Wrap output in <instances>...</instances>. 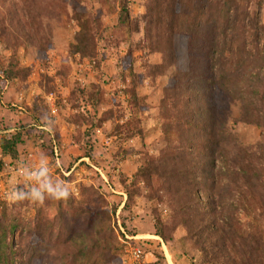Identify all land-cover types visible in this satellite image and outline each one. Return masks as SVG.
Listing matches in <instances>:
<instances>
[{
	"label": "rangeland",
	"instance_id": "374dc122",
	"mask_svg": "<svg viewBox=\"0 0 264 264\" xmlns=\"http://www.w3.org/2000/svg\"><path fill=\"white\" fill-rule=\"evenodd\" d=\"M121 2L129 8L126 25L119 24ZM145 4V0H83L81 7L86 10L80 12L99 19L101 27L95 59L82 60L69 53L80 30L72 0H0V75L12 73V79L0 89V142L22 135L16 159L2 157L0 148V216L16 215L19 226L12 241L16 249L22 240L27 246L36 245L37 252L50 246L40 257L30 250L32 264H53V256L65 252L70 235L60 226L65 218L73 219L63 207L68 199L9 200L13 189L27 190L33 183L24 173L36 168L41 159L46 160L53 182L71 184L77 209L83 206L93 211L102 205L84 202L83 195L91 189L105 199V206L99 209L112 211L117 206L113 225L122 247L117 264H205L199 248L201 235L191 237L186 226L174 222L177 204L164 190L148 188L134 178L142 165L161 158L168 146L160 102L174 71L156 73L161 57L144 48ZM249 10L258 14L264 26V0H250ZM28 30L33 32L32 38L38 35L47 42L42 52L24 36ZM253 49L250 67L243 64L233 72L232 85L238 92L251 93L252 86L245 78L264 57L262 48ZM95 93L104 103L99 110L94 108ZM228 104L232 135L227 152L246 167L247 158L261 154L260 145L264 144V103L259 105L263 108L262 127L239 120L242 101ZM53 140L63 147L59 164L52 153ZM88 155L90 159L84 160ZM255 165L258 170L263 167L260 162ZM222 183L224 190L237 188L227 178ZM160 184L154 182L155 187ZM250 203V215L241 209L240 217L256 226L254 203L259 202ZM183 211L190 217L195 213L192 204ZM200 217L193 218L198 227ZM262 224L264 229V218ZM36 229L40 231L36 233ZM137 248L143 250L139 262L131 255ZM69 249L75 250L71 242Z\"/></svg>",
	"mask_w": 264,
	"mask_h": 264
},
{
	"label": "trees",
	"instance_id": "16d2710c",
	"mask_svg": "<svg viewBox=\"0 0 264 264\" xmlns=\"http://www.w3.org/2000/svg\"><path fill=\"white\" fill-rule=\"evenodd\" d=\"M145 1L144 48L161 57V62L155 66L156 73L165 74L170 68L174 71L160 102L162 131L168 146L161 158L142 165L134 178L148 188L164 190L170 201L177 204L174 222L186 226L191 237L201 235L203 241L199 248L205 264H264V144L260 145L261 154L252 155L254 161L250 156L247 158L246 167H241L236 157L227 152L232 135L227 122L229 102L235 99L243 102L239 120L263 126L260 120L263 108L259 105L264 103V57L260 65L254 67L256 70L245 78L252 86L251 93L243 89L238 92L237 86L232 85V76L241 65L250 67L253 48H262L264 52V26L258 14L249 10L250 0ZM82 2L72 0L76 11L73 17L80 30L69 53L82 60L95 59L96 36L101 25L91 14L80 12L86 10L81 7ZM128 10V4L121 2L120 25L128 23ZM32 33L28 30L24 36L42 52L47 42L38 35L32 38ZM183 61L189 62L181 63ZM190 62L194 64L189 65ZM3 75L0 89L12 79L8 71ZM93 98L96 100L92 99L94 108L99 110L103 100L96 93ZM55 140L51 146L54 157ZM21 142L19 133L2 139L1 156L16 159ZM255 162L263 167L258 170ZM224 178L237 188L224 190ZM156 181L161 182L158 187L154 185ZM129 197L132 198L131 193ZM83 198L84 202H99L102 203L99 207L105 206V199L93 189ZM75 199L76 196H71L63 206L73 219L65 218L60 226V230L70 235L68 240L75 250L69 249L68 242L60 257L53 256V264H117L122 249L113 225L117 206L112 211L99 207L91 211L83 206L77 209ZM253 200L259 202L254 203L256 226H250V222L247 224L240 217L241 209L250 215L247 213ZM189 204L195 212L191 217L189 212L183 211L189 210ZM127 206L128 202L124 208ZM196 215L201 216V227L194 221ZM15 216H0V264H23L24 261L32 264L30 250L40 257L46 246H43L44 252H37L36 245L27 246L22 240L16 249L12 242L19 226ZM72 226L79 232L74 233ZM43 235L44 232L42 240ZM49 247L46 251L51 250Z\"/></svg>",
	"mask_w": 264,
	"mask_h": 264
},
{
	"label": "clouds",
	"instance_id": "9594fccd",
	"mask_svg": "<svg viewBox=\"0 0 264 264\" xmlns=\"http://www.w3.org/2000/svg\"><path fill=\"white\" fill-rule=\"evenodd\" d=\"M89 159V158H87ZM25 178L33 183L24 188H15L8 193L11 201H39L45 199L67 200L74 195L69 182H53L49 177V168L45 159H41L36 168L28 169L24 173Z\"/></svg>",
	"mask_w": 264,
	"mask_h": 264
},
{
	"label": "built area",
	"instance_id": "2783aa9c",
	"mask_svg": "<svg viewBox=\"0 0 264 264\" xmlns=\"http://www.w3.org/2000/svg\"><path fill=\"white\" fill-rule=\"evenodd\" d=\"M62 149L63 147L61 145L57 144V142L54 143V155L58 164L60 163L61 155L63 152ZM21 172L24 173V171ZM131 255L134 261L139 262L143 257V250L141 248H137L131 252Z\"/></svg>",
	"mask_w": 264,
	"mask_h": 264
},
{
	"label": "crops",
	"instance_id": "0c3cea01",
	"mask_svg": "<svg viewBox=\"0 0 264 264\" xmlns=\"http://www.w3.org/2000/svg\"><path fill=\"white\" fill-rule=\"evenodd\" d=\"M43 129H45L44 127H42ZM87 159V158H84V160Z\"/></svg>",
	"mask_w": 264,
	"mask_h": 264
}]
</instances>
